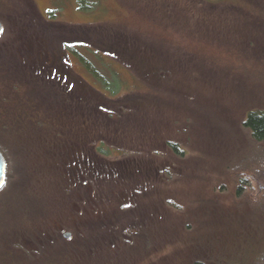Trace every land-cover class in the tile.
I'll return each instance as SVG.
<instances>
[{
    "label": "rangeland",
    "instance_id": "374dc122",
    "mask_svg": "<svg viewBox=\"0 0 264 264\" xmlns=\"http://www.w3.org/2000/svg\"><path fill=\"white\" fill-rule=\"evenodd\" d=\"M85 2L0 0V221L18 218L0 264H55L74 243L98 250L70 264H189L195 241L236 253L264 229L248 202L264 142L243 125L264 109V63L186 8Z\"/></svg>",
    "mask_w": 264,
    "mask_h": 264
},
{
    "label": "trees",
    "instance_id": "16d2710c",
    "mask_svg": "<svg viewBox=\"0 0 264 264\" xmlns=\"http://www.w3.org/2000/svg\"><path fill=\"white\" fill-rule=\"evenodd\" d=\"M155 6L157 9L167 5H169L171 8L175 7L179 9L185 8L192 12L195 19H201L206 25H207V35H213V33H220L221 32H229V33H237L240 36L245 37L247 40H249V44L246 45L244 48H242V52L250 53L252 54L255 59L262 61L264 63V0H155ZM85 0H81V6L82 8H89L87 5H85ZM92 4V3H91ZM165 7L163 9H165ZM170 12H168L169 14ZM210 28H213L212 31ZM68 50H71L74 55L79 54L76 48L74 46H67ZM80 57L85 58L84 55L79 54ZM216 71V70H215ZM210 76L216 77L220 79H227L230 77V72L218 74L209 71L207 73ZM3 102V100H0ZM25 101V100H24ZM23 101V102H24ZM27 106V105H26ZM36 110V109H35ZM37 114H34L36 118L41 117L43 115L42 112L36 111ZM33 114V113H32ZM31 113L24 114L23 118H21L20 121H23L24 118L31 119L30 118ZM111 119V118H110ZM44 122H47L48 119H43ZM42 121V122H43ZM243 125L245 126L246 130L251 134V137L254 142L260 143L264 142V109H251L247 112L246 117L243 120ZM41 123V122H39ZM72 125L71 127L77 126L75 122H70L65 120L64 128L67 125ZM102 124V123H100ZM23 129H27V126H23ZM21 128V129H22ZM100 133L102 132V129L99 130ZM170 148L173 149L174 153L182 154V151L180 148H178L174 143L170 144ZM0 146V150H1ZM100 149L103 151L102 153L107 154L110 153V151H105L103 147H100ZM2 153L5 156V153L3 150H1ZM6 157V156H5ZM7 161V158H6ZM8 167V164H7ZM233 172H243V170H238L233 167ZM241 191V187H239L238 192L240 195L243 192ZM260 203V209L262 205L264 204V198L258 199L251 196L249 198L248 202L252 203L253 205ZM16 212L13 210L12 215L9 218V222L7 220L0 221V238L5 239L12 236L15 237L17 234H8L11 231L15 230L12 225L14 222L18 219L15 216V213H17V209H15ZM18 216V214H17ZM261 218H264V210L261 212ZM258 230V229H257ZM250 233V228L249 231ZM259 234V235H258ZM258 234H252L248 235L247 237H241L238 240L246 239V243H243L244 241H241L239 249H237L236 253L232 252L233 250H227V249H213L211 248V245L207 246V244H204L203 242H197L195 241L192 243L188 248L187 251L189 254H187L188 262L189 264H264V229L258 230ZM84 239V238H81ZM217 243V241L213 242ZM83 244H86L83 242ZM245 244V245H243ZM51 243L48 244V247H50ZM63 245V243H62ZM23 246V245H21ZM45 245V249L48 248ZM75 246V247H74ZM16 246H11L12 251L14 252ZM43 247V248H44ZM64 247V248H63ZM63 253L65 254V257L61 260H58L55 264H70L71 258L70 257H78L80 253H86L88 257L93 254L98 248L96 249V244H86L83 245V247H86V249H81L77 247V245L74 243L69 244L68 246L63 245ZM44 249V250H45ZM215 251V252H214ZM17 256L16 253L14 252ZM24 254L20 256L17 260L16 264H22L26 261L30 260L31 254H29L28 251L23 252ZM49 264H54L52 261H49Z\"/></svg>",
    "mask_w": 264,
    "mask_h": 264
},
{
    "label": "water",
    "instance_id": "95a60500",
    "mask_svg": "<svg viewBox=\"0 0 264 264\" xmlns=\"http://www.w3.org/2000/svg\"><path fill=\"white\" fill-rule=\"evenodd\" d=\"M0 27H2V29H3V24H2L1 21H0ZM2 32H0V35L2 34ZM6 177H7V161H6V158H5L4 154L0 150V188H2L3 185L5 184ZM64 236L66 238H69L70 234L69 233H65Z\"/></svg>",
    "mask_w": 264,
    "mask_h": 264
},
{
    "label": "snow or ice",
    "instance_id": "6c2138e0",
    "mask_svg": "<svg viewBox=\"0 0 264 264\" xmlns=\"http://www.w3.org/2000/svg\"><path fill=\"white\" fill-rule=\"evenodd\" d=\"M3 31V29H2V27H0V32H2Z\"/></svg>",
    "mask_w": 264,
    "mask_h": 264
}]
</instances>
